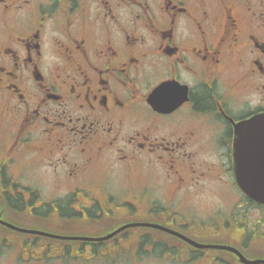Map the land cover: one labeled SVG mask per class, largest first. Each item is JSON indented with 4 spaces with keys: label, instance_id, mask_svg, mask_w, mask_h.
Listing matches in <instances>:
<instances>
[{
    "label": "flooded vegetation",
    "instance_id": "flooded-vegetation-1",
    "mask_svg": "<svg viewBox=\"0 0 264 264\" xmlns=\"http://www.w3.org/2000/svg\"><path fill=\"white\" fill-rule=\"evenodd\" d=\"M260 113L264 0H0V264H264Z\"/></svg>",
    "mask_w": 264,
    "mask_h": 264
},
{
    "label": "water",
    "instance_id": "water-1",
    "mask_svg": "<svg viewBox=\"0 0 264 264\" xmlns=\"http://www.w3.org/2000/svg\"><path fill=\"white\" fill-rule=\"evenodd\" d=\"M235 130L233 160L238 185L249 197L264 203V113L237 123ZM254 148L259 150L254 152ZM241 258L249 263L259 262Z\"/></svg>",
    "mask_w": 264,
    "mask_h": 264
},
{
    "label": "rangeland",
    "instance_id": "rangeland-1",
    "mask_svg": "<svg viewBox=\"0 0 264 264\" xmlns=\"http://www.w3.org/2000/svg\"><path fill=\"white\" fill-rule=\"evenodd\" d=\"M207 159V161H210L212 160L213 158L215 159V157H210V156H206L205 157ZM222 159H225V158H222ZM132 178V177H131ZM159 178V177H158ZM111 179H114V180H117V181H121L123 179L122 175L120 173H117V174H114ZM133 179V178H132ZM160 180V178H159ZM161 181V180H160ZM132 182V181H131ZM213 185H210L208 187H206L203 191V193H200L199 197L198 198H195L196 200H193L192 201V204H199V206L201 207H206L207 205H209V207H214V206H217L219 203L222 202L223 204V207L225 206H231L232 204V200L233 198L231 197V193L229 191H223L224 195H225V200L223 201L222 198L219 197V192L221 190H218L217 188H220L221 189V185L220 184H217V183H212ZM218 190V191H217ZM220 199H218V197ZM9 215V213L7 214V216ZM16 222L18 223H22V224H31L29 223L28 221H25V220H22V219H15ZM75 223V222H74ZM58 224H60V226H58ZM48 228H57V229H66L67 228V224H64L60 221H49V225H47ZM88 228H92V227H88ZM93 228H96V227H93ZM92 228V229H93ZM76 229L78 228H71V229H67L66 232H74L76 231ZM74 230V231H72ZM0 236L1 237H7V239L14 243V242H20V240H22L23 238L22 237H19L18 235H14L12 233H10L9 231H6L4 229H1L0 228ZM19 237V239H18ZM18 239V240H17ZM5 254V257H8L9 260L13 259L14 255L12 252H6L4 253Z\"/></svg>",
    "mask_w": 264,
    "mask_h": 264
},
{
    "label": "trees",
    "instance_id": "trees-1",
    "mask_svg": "<svg viewBox=\"0 0 264 264\" xmlns=\"http://www.w3.org/2000/svg\"><path fill=\"white\" fill-rule=\"evenodd\" d=\"M67 254H69V253H67Z\"/></svg>",
    "mask_w": 264,
    "mask_h": 264
}]
</instances>
